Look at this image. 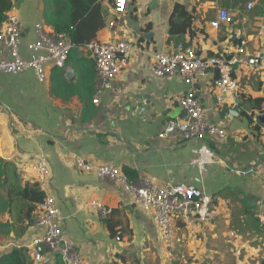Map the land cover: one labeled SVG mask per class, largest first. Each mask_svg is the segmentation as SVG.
I'll use <instances>...</instances> for the list:
<instances>
[{
  "label": "crops",
  "instance_id": "0c3cea01",
  "mask_svg": "<svg viewBox=\"0 0 264 264\" xmlns=\"http://www.w3.org/2000/svg\"><path fill=\"white\" fill-rule=\"evenodd\" d=\"M11 1L9 13L19 17L22 27L21 55L30 58L27 48L36 40L35 25L52 29L47 20L57 0ZM98 1L102 18L131 33L134 49L128 67L99 105L93 104L95 64L81 49L71 53L64 68L47 67L44 82L33 71L0 74V159L16 166L23 183H34L32 162L41 153L47 156L51 177L46 194L67 218L63 231L84 264H263L264 63L235 67L238 89L227 105L216 102V71L195 85L206 119L226 132L224 138L195 142L179 136L159 139L166 123L183 115L179 99L188 87L178 75L156 77L150 65L155 54L177 46L231 56L246 41L247 53L264 56V0H128L124 14L114 13L115 0ZM251 1L255 7L248 10ZM176 4L192 14L193 24L191 31L171 36L169 21ZM223 8L232 11L233 21L214 29L211 23ZM113 37L105 23L95 40L109 42ZM8 52L0 44V59ZM77 156L95 165L112 162L156 186L204 189L215 200L216 218L208 225L174 221L168 245L151 216L131 205L133 197L122 187L78 171ZM200 163L205 165L201 168ZM250 168L256 173H238ZM93 202L112 208V215L102 218ZM16 204L12 215H0V261L18 251L23 264H63L58 255L33 259L32 244L42 230L31 225L19 236L15 220L21 203Z\"/></svg>",
  "mask_w": 264,
  "mask_h": 264
},
{
  "label": "built area",
  "instance_id": "2783aa9c",
  "mask_svg": "<svg viewBox=\"0 0 264 264\" xmlns=\"http://www.w3.org/2000/svg\"><path fill=\"white\" fill-rule=\"evenodd\" d=\"M128 0H115L114 13L124 14ZM255 7L251 1L248 10ZM233 21L230 9H220L212 28L219 29L222 24ZM113 32L109 42L92 40L84 46L76 45L67 32H55L42 23L35 25L36 40L28 45L30 58L21 55L22 27L16 14L8 13L5 23L0 27V44L8 49L9 55L0 59V74L19 75L33 71L40 82L46 79L47 67L64 68L75 49L85 51L95 64V97L93 104L99 105L100 97L112 88L114 80L128 67L134 49L131 33L117 22L103 18ZM264 27V25H263ZM247 42L235 46L231 56H209L192 47L177 46L173 51L157 53L152 59L150 71L158 78L172 79L179 76L187 85V93L179 99L183 115L169 120L159 134V139L179 136L182 141H205L206 138H224L226 132L205 117V110L196 94L195 85L206 77L208 72L217 73L214 89L218 106L227 105L234 99L238 89L234 78L236 66L258 67L264 63L261 53H247ZM264 113V103L261 107ZM31 131V130H30ZM78 171L94 174L101 182L119 185L133 198L131 205L152 218L154 229L166 244L172 241L173 224L179 220L186 226L211 224L216 218L215 200L204 189L185 184L167 183L156 186L148 178L133 180L112 162L95 165L83 157H74ZM205 163H200L203 167ZM31 173L45 198L32 214V226L42 230L32 244V257L41 261L43 256L58 255L63 264H84L75 242L63 231L67 218L61 213L54 197L46 194L47 182L51 177L49 160L44 153L32 162ZM242 176L256 173L254 168L238 171ZM102 218H109L113 210L100 202L91 203ZM175 221V222H174ZM119 241L120 238H117Z\"/></svg>",
  "mask_w": 264,
  "mask_h": 264
},
{
  "label": "trees",
  "instance_id": "16d2710c",
  "mask_svg": "<svg viewBox=\"0 0 264 264\" xmlns=\"http://www.w3.org/2000/svg\"><path fill=\"white\" fill-rule=\"evenodd\" d=\"M12 8L11 0H0V27L5 23L7 14ZM47 24L55 32L70 34L74 43L79 47L95 40L97 32L103 29L105 25L98 0H57L56 11L50 15ZM192 24V14L184 5L176 4L169 21L171 36L191 31ZM124 172L130 179H139L136 178L135 173L128 169H125ZM44 198L45 193L39 189L36 182L23 183L16 166L0 159V215H12L13 211L17 209L18 204L16 202L21 203V215L16 214L15 220L18 225L19 236H22L27 228L32 225V214ZM0 264L23 263L18 251H14L10 256L4 257Z\"/></svg>",
  "mask_w": 264,
  "mask_h": 264
},
{
  "label": "rangeland",
  "instance_id": "374dc122",
  "mask_svg": "<svg viewBox=\"0 0 264 264\" xmlns=\"http://www.w3.org/2000/svg\"><path fill=\"white\" fill-rule=\"evenodd\" d=\"M250 169H252V168H250Z\"/></svg>",
  "mask_w": 264,
  "mask_h": 264
},
{
  "label": "water",
  "instance_id": "95a60500",
  "mask_svg": "<svg viewBox=\"0 0 264 264\" xmlns=\"http://www.w3.org/2000/svg\"><path fill=\"white\" fill-rule=\"evenodd\" d=\"M68 76H69V74H68Z\"/></svg>",
  "mask_w": 264,
  "mask_h": 264
}]
</instances>
